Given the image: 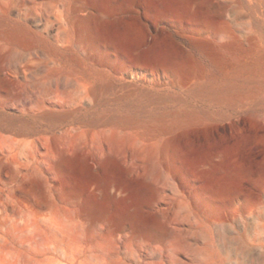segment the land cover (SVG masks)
<instances>
[{"label":"rangeland","instance_id":"obj_1","mask_svg":"<svg viewBox=\"0 0 264 264\" xmlns=\"http://www.w3.org/2000/svg\"><path fill=\"white\" fill-rule=\"evenodd\" d=\"M7 2L0 264H264V0Z\"/></svg>","mask_w":264,"mask_h":264},{"label":"bare ground","instance_id":"obj_2","mask_svg":"<svg viewBox=\"0 0 264 264\" xmlns=\"http://www.w3.org/2000/svg\"><path fill=\"white\" fill-rule=\"evenodd\" d=\"M0 3H3V0H0ZM4 6L6 7L7 10L12 9L14 6V0H8V2ZM7 37L10 40L17 41L22 44L24 43V40L20 37L19 33L16 31H9ZM209 90L213 93H218L219 87L211 86L209 87Z\"/></svg>","mask_w":264,"mask_h":264},{"label":"water","instance_id":"obj_3","mask_svg":"<svg viewBox=\"0 0 264 264\" xmlns=\"http://www.w3.org/2000/svg\"><path fill=\"white\" fill-rule=\"evenodd\" d=\"M40 115H41V114H40ZM40 115H39V116H40Z\"/></svg>","mask_w":264,"mask_h":264}]
</instances>
